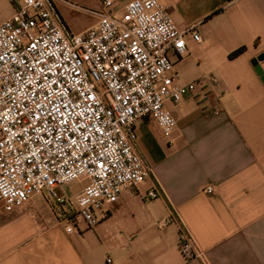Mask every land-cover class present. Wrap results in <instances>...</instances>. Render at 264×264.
Wrapping results in <instances>:
<instances>
[{
	"label": "crops",
	"instance_id": "1",
	"mask_svg": "<svg viewBox=\"0 0 264 264\" xmlns=\"http://www.w3.org/2000/svg\"><path fill=\"white\" fill-rule=\"evenodd\" d=\"M95 1L101 10L88 26L63 18L70 31L98 23L103 5ZM161 1L180 27L195 26L202 37L186 36L182 58L170 52L180 83L217 77L220 85L166 103L177 120L170 136L151 116L138 121V147L153 176L124 190L95 227L68 232L49 190L11 212L0 208V264H264V81L252 62L264 55V0ZM14 12L0 0V15ZM67 186L55 192L73 199L80 191ZM155 188L161 194L150 199ZM183 225L204 260L180 251Z\"/></svg>",
	"mask_w": 264,
	"mask_h": 264
},
{
	"label": "built area",
	"instance_id": "2",
	"mask_svg": "<svg viewBox=\"0 0 264 264\" xmlns=\"http://www.w3.org/2000/svg\"><path fill=\"white\" fill-rule=\"evenodd\" d=\"M10 1L14 14L0 20V208L11 212L49 190L68 232L93 228L124 190L153 176L138 121L151 116L170 136L177 120L166 103L220 80L180 83L170 52L182 58L186 36L202 37L195 26L180 27L161 0H132L121 14L116 0H101L98 23L80 33L69 30L56 0ZM85 178L73 199L55 192ZM179 247L186 259H205L184 225Z\"/></svg>",
	"mask_w": 264,
	"mask_h": 264
},
{
	"label": "rangeland",
	"instance_id": "3",
	"mask_svg": "<svg viewBox=\"0 0 264 264\" xmlns=\"http://www.w3.org/2000/svg\"><path fill=\"white\" fill-rule=\"evenodd\" d=\"M10 1V0H9ZM57 7L62 14L63 18L69 23V25L74 27H86L95 18L93 11H100L101 6L95 0H56ZM115 11L119 14L123 12L121 6H115ZM6 15H0V20L6 19ZM88 179L76 180L67 186L70 192H79L84 185L88 184ZM59 195L63 194L62 188L57 189Z\"/></svg>",
	"mask_w": 264,
	"mask_h": 264
},
{
	"label": "water",
	"instance_id": "4",
	"mask_svg": "<svg viewBox=\"0 0 264 264\" xmlns=\"http://www.w3.org/2000/svg\"><path fill=\"white\" fill-rule=\"evenodd\" d=\"M264 60V55H260L259 57L255 58L252 62L258 72V74L262 77L264 81V68L261 64V61Z\"/></svg>",
	"mask_w": 264,
	"mask_h": 264
},
{
	"label": "trees",
	"instance_id": "5",
	"mask_svg": "<svg viewBox=\"0 0 264 264\" xmlns=\"http://www.w3.org/2000/svg\"><path fill=\"white\" fill-rule=\"evenodd\" d=\"M245 49H246L245 46L238 48L237 50H235L231 53V57L239 56L240 54H242L245 51Z\"/></svg>",
	"mask_w": 264,
	"mask_h": 264
}]
</instances>
